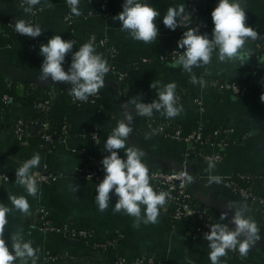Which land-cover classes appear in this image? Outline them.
<instances>
[{"label":"crops","instance_id":"1","mask_svg":"<svg viewBox=\"0 0 264 264\" xmlns=\"http://www.w3.org/2000/svg\"><path fill=\"white\" fill-rule=\"evenodd\" d=\"M49 2L52 7H47L45 0L34 6L37 10L35 23L45 31L37 38L31 51H27L23 43H8L0 33V83L17 91L20 87H27L32 93L50 91L52 127L67 122L71 129L68 137L55 141L51 153H46L36 147L33 138L29 137L26 142H21L10 131L14 119L29 117L32 113L31 107L12 102L5 113L0 114V203L11 208L8 197L23 195L30 204L29 214L13 209L7 216L4 238L10 251V235L17 229H23L25 240H31L32 246L40 249L38 256L41 251H48L59 257L52 264H113L116 256L125 260L136 256H153L165 264H211L208 258V241L201 235L193 241L187 238V234L195 230L196 223L192 219H182L172 224L168 221L166 210L160 208L158 223H141L136 228L133 227L134 218L124 211L113 213L118 199L114 193L109 194L108 209L101 212L95 203V188L71 175L79 160L72 150L82 149L86 156L102 161L104 156L110 154L104 149L107 137L122 118L120 105L128 100L138 102L141 99H157L158 89L150 88L153 81H160L163 85L175 82L177 95L182 97L178 104L183 106V112L176 118H167L157 111L153 112L152 117L135 118V104L132 103L128 111L134 117V132L128 143L143 150V163L149 171L158 169L176 172L186 152L185 145L156 134L145 139V133L152 132L150 125L157 121H168L180 126L184 133L200 125L208 134L215 129L231 128L237 141L225 149L224 157L219 163L213 164V170L209 171V163L200 157L188 155L185 161L188 174L194 178L192 183L186 182L193 200L208 209L213 224L224 223L229 228H234L230 223L233 214L231 211L228 212L227 220H220L221 213L227 211L225 204H245L225 188L222 178L236 172L249 175L252 177L253 190L256 193L263 192L264 102H261L260 96L264 95V64L259 60L264 58V50L256 51L252 44H245L250 58L243 66L238 61L220 62L214 52L210 65L193 68L197 79L206 77L220 83L245 84L242 92L232 95L210 87L200 89L199 83L193 84L191 75L182 67H169L175 59L167 63L155 61L156 55L163 51H183L177 47L178 37L161 21L169 7L182 5L184 0H147L160 13L155 21L159 36L157 41L150 44L132 40L126 31L120 30L121 23L113 20L122 11L125 0H109L105 16L94 11L95 0H92L91 5H87L86 0H80V16L71 13L66 0ZM243 7L247 13L246 26H251L258 33L263 31L264 0H243ZM88 9H91V13L86 16ZM213 10L206 11L199 18L203 25L199 34H207L209 39L212 38L214 27L211 17ZM66 16L69 24L63 20ZM21 18L29 20V13L17 7L14 0H0V23L9 20L14 25L15 20ZM88 33L104 42L94 46L96 52L102 54L110 66L126 73L124 89L112 76L106 74L105 87L95 98L89 97L91 102L73 106L69 104V85H42L39 82L43 62L39 54L40 45L46 44L53 35H60L65 41L75 42L72 49L74 53L79 50ZM71 55L69 53L66 56L67 62H71ZM141 57H146L149 61L140 63ZM63 67L67 71L69 65ZM195 98L201 102V111L192 102ZM83 128L94 129L97 132L96 140L77 137V132ZM33 131L32 127L27 129L29 135ZM123 151L119 155L126 159ZM34 153L40 154V165H46L50 171L60 175L54 181L38 184L39 192L36 197L29 196L22 186L15 183V170ZM40 165L32 172L40 168ZM210 176L220 177V182H210ZM2 177H7V180L1 179ZM72 185L79 186L77 192L72 190ZM37 206L48 212L55 225L66 224L87 229L90 233L89 239L79 241L60 234L38 232L32 227L34 222L30 214ZM247 208L246 215L253 217L258 224L260 240L247 256L242 257L238 251H228L226 256L220 258V264H264V212L260 214L253 207ZM114 236H118V241L112 250L101 253L91 248L92 244L104 243ZM15 264H20V261L17 260ZM36 264L51 263H43L38 259Z\"/></svg>","mask_w":264,"mask_h":264},{"label":"clouds","instance_id":"2","mask_svg":"<svg viewBox=\"0 0 264 264\" xmlns=\"http://www.w3.org/2000/svg\"><path fill=\"white\" fill-rule=\"evenodd\" d=\"M70 11L75 16L82 15L79 10L80 0H66ZM41 0H23L25 13H32ZM24 5H27L26 7ZM47 7H52L49 0H45ZM185 10V5L169 7L163 17V24L169 30L175 31L180 26V18ZM160 13L147 2V0H125L122 11L113 17L122 25L121 31H126L129 37L135 41H142L150 44L157 41L159 30L155 21ZM213 30L212 38L207 34H199V27L187 29L182 38L177 42L178 49L173 55L177 58L169 65L170 68L182 67L191 75L193 84H203L193 74L194 67H202L211 64L214 52L220 62H236L243 66L250 58L249 51L245 44L249 39L257 40L259 33L251 26H246L247 13L243 7V0H219L218 5L211 12ZM15 31L23 36L33 39L42 35L45 29L29 20L16 19ZM75 45L73 40H63L60 35H53L46 44L40 45L39 54L43 58L39 82L42 85H69L68 93L75 100L87 102L89 97L98 94L105 87V76L110 71V65L102 54L96 52L91 41L84 43L78 51L72 52ZM72 53L71 63L67 71L63 65L66 56ZM259 62L264 64V58ZM51 81V83H49ZM151 89H158V99L152 103L127 101L120 105L122 118L117 126L107 137L104 149L110 153L104 156L101 164L105 173L103 180L96 186L95 203L101 212L108 209L110 205V193L118 198L113 213L124 211L125 214L134 218L133 227L138 228L143 224H156L160 215V208L165 206L170 198L166 191L156 192L150 184L149 169L143 158V150L133 144H129V137L133 134L134 117L128 111L129 106L134 103L135 118L137 116L152 117L154 110L160 112L167 118H176L183 112V106L178 104L177 84L175 82L166 85L160 81H153ZM139 96V95H138ZM141 97V96H140ZM264 102V95L260 96ZM156 130L145 133V139H150ZM95 137V136H93ZM124 150L126 159H122L119 152ZM41 156L34 153L20 167L15 170V183L22 186L27 194L36 197L39 187L34 168L39 167ZM214 165L209 163V171ZM187 183L193 182V176L187 173L180 174ZM7 179V177H5ZM92 179L91 176L88 177ZM210 182H220V177L210 176ZM78 185H72L74 192L78 191ZM12 207L0 203V264H36L39 259L40 249L32 246L31 240H25L23 229H17L10 235L11 251L4 238L7 216L13 209L22 214H29L30 204L28 199L21 195H10L8 197ZM227 211H223L220 220L228 219V212L231 211L230 223L234 228H229L224 223L208 225L210 231L204 233V240L208 241L210 249L208 258L211 264H220V258L227 255L228 251H238L242 257L247 256L250 249L260 240L259 227L253 217L246 215L247 205H237L229 202L225 204ZM143 207V214H142ZM191 264V262H190Z\"/></svg>","mask_w":264,"mask_h":264},{"label":"built area","instance_id":"3","mask_svg":"<svg viewBox=\"0 0 264 264\" xmlns=\"http://www.w3.org/2000/svg\"><path fill=\"white\" fill-rule=\"evenodd\" d=\"M17 7L23 8V0H14ZM109 0H95V6L93 7L100 16H105L107 14V5ZM92 0H86L87 5H91ZM219 0H184L182 5H185V10L180 18V26L177 27L175 35L180 40L183 33L193 27L203 28V25L200 24V16L211 9H215L218 5ZM25 7L27 5H24ZM91 9H88L86 16L90 15ZM37 15V10L33 8V12L29 13V21L33 24L35 23V17ZM63 20L69 24L68 16L64 17ZM163 23V20L161 21ZM11 21L7 20L0 23V33L7 40L9 35L12 33L15 36H19L15 31L14 26ZM172 31V30H171ZM259 37L257 40L252 41L249 39L246 44H252L256 51L264 50V30L259 32ZM38 38V37H37ZM37 38L33 39L31 37H26L27 44H23L27 51H31L35 44L37 43ZM91 41L93 46L102 45L104 42L100 39H97L96 36L92 33H88L83 41L87 43ZM82 44V45H83ZM172 51H163L156 55L155 61L157 62H170L176 59V56L173 55ZM149 59L146 57H141L139 59L140 63L148 62ZM71 62L65 60L64 65L70 66ZM63 65V66H64ZM112 76L124 89L126 73L123 70L110 66V71L107 73ZM198 80H202L203 84L199 83L200 89L210 87L217 91H227L232 95H236L242 92L245 88V84L237 82H218L211 78L199 77ZM27 88V87H26ZM23 87L19 88L21 92ZM29 93H32L29 88L26 90ZM46 99L40 103H36L31 107L32 113L37 114V119L31 121L29 117L21 118L18 117L13 120L10 131L16 140L21 142H26L27 139L31 136L28 134L27 129L29 127L33 128V134L36 132L39 133L40 142L36 144V147L46 153H51L53 146L51 141L54 139L47 131L50 128L51 119H50V91L46 90ZM179 97L178 103L181 101L182 97ZM95 98L96 95L91 96ZM1 103L4 107H8L13 101L8 95H2L0 97ZM72 102H75L76 105H80L84 102L75 100L72 96L70 97ZM154 99H143L144 103H152ZM87 102H91L89 98ZM141 102V101H138ZM137 102V103H138ZM192 102L197 105L200 109L201 102L198 98L192 100ZM135 107V105H134ZM155 111V110H154ZM5 112L0 111V114ZM135 113V110H134ZM144 117V116H142ZM151 130H156L155 134L163 137H167L174 141L181 142L186 147V152L183 155V160L180 164V168L176 172H167L161 171L158 169H153L149 171L150 175V184L153 187L154 191L157 193L160 191H166L170 193V198L167 200L164 208L166 210V216L170 223L178 222L182 219H192L196 223V229L193 232L187 234V238L190 240H195L198 235L204 237V233L209 232L210 229L208 225L213 224L210 217L209 211L205 207H200V204L193 201L190 193L186 187V181L180 175L182 172L187 173L186 161L188 155H193L200 157L208 163L217 164L224 157L225 149L234 143L237 139L234 136L233 130L231 128H221L215 129L212 133L208 134L204 132L203 128L200 125H196L192 131L184 133L180 126L175 125L168 121H157L149 127ZM71 133L70 124L63 122L60 125L58 130L57 139L58 141L63 140L68 137ZM77 137L80 139L89 138L93 141L96 140L97 132L94 129H81L77 132ZM95 136V137H93ZM246 137H243L245 139ZM78 157V162L74 167L71 175L78 177L91 185L93 188L103 180L104 171L101 161L99 159L88 157L85 155L82 149L72 150ZM38 184H45L51 181L56 180L60 175L50 171L46 165H40V168L33 172ZM91 176L92 179L89 180L88 177ZM234 177H237L239 180L243 181L244 186L238 185L234 181ZM1 179L7 180L5 177ZM252 177L249 175H240L239 173H233L231 176H225L222 178V184L227 188L235 197H237L242 203L249 207L255 208L258 213L264 212V180L262 184L263 192L256 193L251 187ZM30 214L33 217L32 227L41 233H53L60 234L62 236L68 237L69 239L85 241L89 239L90 233L87 229L75 228L66 224L55 225L49 219L48 212L41 206L35 207ZM116 239H110L104 243H94L91 245V248L95 251L105 253L109 250H112L116 246L118 241V236ZM229 252H234L229 250ZM58 256L51 254L48 251H41L39 254V259L43 263H54L58 260ZM113 264H165L162 260L157 259L153 256H136L131 260H125L120 256H116L113 259Z\"/></svg>","mask_w":264,"mask_h":264},{"label":"trees","instance_id":"4","mask_svg":"<svg viewBox=\"0 0 264 264\" xmlns=\"http://www.w3.org/2000/svg\"><path fill=\"white\" fill-rule=\"evenodd\" d=\"M7 41H8V43L17 42V43H23V44L26 43L27 44L26 36H23V35L15 36L12 33L9 35V38L7 39ZM26 90H27V88L23 87L22 91L20 92V91H17L15 89L11 88L10 86L7 87L4 84L0 83V97L2 95H8L12 99L13 102L20 103L21 105H24L27 107H32L34 104L40 103L46 99V92H47L46 90H43L40 93H29ZM141 100H143V99H141ZM69 104L75 106V102H72L70 100V98H69ZM6 110H7V108L4 107V105L1 103V100H0V111L5 112ZM29 119L31 121L37 119V114L31 113L29 115ZM60 125L61 124H58V125L52 127V125L50 124V128L47 131L52 137H54V139L51 141L52 146L54 145L55 141H58L57 135H58V130L60 128ZM38 136H39V133H37V132L34 135L30 136L31 138H33L36 141V144L40 142ZM234 181L238 185L244 186L243 181L239 180L237 177H234ZM200 207H203V206L200 205ZM195 229H196V226H195ZM111 239L117 240L116 236H114Z\"/></svg>","mask_w":264,"mask_h":264}]
</instances>
